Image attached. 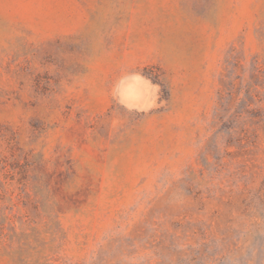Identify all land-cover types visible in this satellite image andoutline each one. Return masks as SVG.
<instances>
[{"label": "rangeland", "instance_id": "rangeland-1", "mask_svg": "<svg viewBox=\"0 0 264 264\" xmlns=\"http://www.w3.org/2000/svg\"><path fill=\"white\" fill-rule=\"evenodd\" d=\"M0 210V264H264V0H0Z\"/></svg>", "mask_w": 264, "mask_h": 264}, {"label": "trees", "instance_id": "trees-1", "mask_svg": "<svg viewBox=\"0 0 264 264\" xmlns=\"http://www.w3.org/2000/svg\"><path fill=\"white\" fill-rule=\"evenodd\" d=\"M9 220H10V218L8 217V215H6L5 212L0 217V240H1L0 243L5 241V239H7L8 237H9L8 238L9 240H13L14 238H16L18 236V233L16 232V230H12L14 233L10 236L5 233V229H6L5 224ZM22 235H24V234H22ZM37 253L40 254V252H37Z\"/></svg>", "mask_w": 264, "mask_h": 264}]
</instances>
